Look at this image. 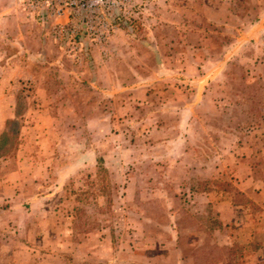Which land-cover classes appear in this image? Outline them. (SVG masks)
Segmentation results:
<instances>
[{"label": "rangeland", "instance_id": "rangeland-1", "mask_svg": "<svg viewBox=\"0 0 264 264\" xmlns=\"http://www.w3.org/2000/svg\"><path fill=\"white\" fill-rule=\"evenodd\" d=\"M61 48L0 0V264H264V0H133Z\"/></svg>", "mask_w": 264, "mask_h": 264}, {"label": "built area", "instance_id": "built-area-1", "mask_svg": "<svg viewBox=\"0 0 264 264\" xmlns=\"http://www.w3.org/2000/svg\"><path fill=\"white\" fill-rule=\"evenodd\" d=\"M25 8L50 25L52 39L65 50L103 48L133 16V0H23Z\"/></svg>", "mask_w": 264, "mask_h": 264}]
</instances>
